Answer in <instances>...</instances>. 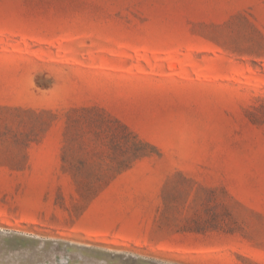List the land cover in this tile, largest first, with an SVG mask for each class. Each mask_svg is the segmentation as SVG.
<instances>
[{
  "label": "rangeland",
  "instance_id": "obj_1",
  "mask_svg": "<svg viewBox=\"0 0 264 264\" xmlns=\"http://www.w3.org/2000/svg\"><path fill=\"white\" fill-rule=\"evenodd\" d=\"M0 264H264V0H0Z\"/></svg>",
  "mask_w": 264,
  "mask_h": 264
},
{
  "label": "trees",
  "instance_id": "obj_2",
  "mask_svg": "<svg viewBox=\"0 0 264 264\" xmlns=\"http://www.w3.org/2000/svg\"><path fill=\"white\" fill-rule=\"evenodd\" d=\"M72 148L79 152L91 151L89 148L108 151L112 155L109 169L116 174L129 169L136 160L150 155L151 150H156L120 120L97 107H81L67 113L63 151Z\"/></svg>",
  "mask_w": 264,
  "mask_h": 264
}]
</instances>
